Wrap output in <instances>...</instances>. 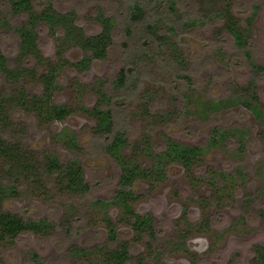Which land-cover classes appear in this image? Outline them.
I'll return each instance as SVG.
<instances>
[{
	"label": "rangeland",
	"instance_id": "374dc122",
	"mask_svg": "<svg viewBox=\"0 0 264 264\" xmlns=\"http://www.w3.org/2000/svg\"><path fill=\"white\" fill-rule=\"evenodd\" d=\"M173 1L174 11L170 9V0L150 1L156 8L147 19L158 15L157 12L163 13L155 19L160 22L158 33L170 35L169 40L160 42L147 32L142 33L148 22L134 25V34L128 37L125 24L132 0H55L60 11H77V22L89 35L101 30L97 20L100 10L114 16L118 21L114 44L107 58L95 60L88 71H80L70 63L83 58L81 47L65 43L59 31L54 34L44 28L40 44L46 61H40L44 67L38 68L39 72L59 62L58 54L62 51L63 59L70 63L60 70L53 98L55 103L73 108V113L52 123H42L24 112L12 113L11 121L17 125L12 134L18 135L23 148L33 152L37 161H43L46 151L63 162L77 157L92 189L83 196L59 193L53 175H49L43 178L41 187L7 200V209L26 217H46L59 226L51 236L25 233L16 244L0 246V264H35L32 251L40 254L44 264H103L100 256L87 260L73 256L71 250H95L97 245H110L105 222L108 215L120 238L130 241L133 257L125 264H254L256 246L264 245V123L241 105L208 113L200 103L213 98L249 97L252 87L248 84L255 79L253 88L264 109V71L258 72L249 65L243 51L235 47L221 16L229 4L241 20L240 27H245L246 19L257 11L245 32L251 35L250 49L256 63L264 66V0ZM173 18H184L191 24L178 35L170 33L169 22ZM25 20L26 17L18 16L15 23L22 25ZM5 30L0 27V51L16 68L22 65L19 37L14 31ZM37 64L35 59L32 65L37 68ZM123 67L132 69L131 78L126 87L120 88L115 79ZM186 75L192 77L191 87L183 77ZM101 86L113 97L110 106L117 128L124 129L134 143L125 151L129 155L144 148L145 137L156 151H162L167 138L205 146L213 127L230 129L226 140L201 156L190 173L196 174V178L180 163H173L168 166L165 180L137 182L140 199L134 208L138 213L153 215L158 231L155 240L141 239L126 220L121 221L120 207L104 209L94 204L96 199L114 196L121 174L119 163L104 151V140L95 134L96 120L81 108L83 104L94 107L100 103L97 89ZM21 88L31 93L36 84L31 77L12 81L0 72V96L15 94ZM66 128L78 137L80 150L71 149L56 136ZM237 128L248 133L243 149L234 134ZM19 131L22 133L17 134ZM140 158L150 165L143 152ZM240 168L245 177L237 174ZM220 171L232 173L234 180L219 176L217 184L212 183L210 177ZM32 182L28 183L30 189ZM232 186L233 197L229 195ZM209 216L212 222L207 228L205 219ZM182 234L187 237V250L179 243Z\"/></svg>",
	"mask_w": 264,
	"mask_h": 264
},
{
	"label": "trees",
	"instance_id": "16d2710c",
	"mask_svg": "<svg viewBox=\"0 0 264 264\" xmlns=\"http://www.w3.org/2000/svg\"><path fill=\"white\" fill-rule=\"evenodd\" d=\"M132 1L128 3L129 19L125 24L128 37L133 36L134 25L148 22L147 30L143 31V34L147 32L148 35L155 37L160 42L169 40V34L159 35L160 22L155 21L157 16L163 13L157 12L158 15L147 19L150 18L151 10H155L156 5L152 6L150 4L151 0ZM170 1H172L170 9L174 11V1ZM158 2L160 3V0ZM256 12L255 10L246 19L247 24L245 27H240L241 20L234 14L229 4L226 5L221 16L226 20V29L232 36L235 47L243 51L249 65L258 72H263L264 66L256 63L250 49L251 35L245 32V30L250 29L251 21L255 18ZM18 16L26 17L22 25L15 23ZM77 20L78 13L75 9L66 12L60 11L55 5V0H0V27L6 28L5 31H14L18 35L19 61H22V65L12 68L6 55L0 51V72L6 74L12 81L28 76L36 84L35 91L31 93L21 88L15 94L10 93L0 96V161L3 162L0 170V246L16 244L25 233L42 236H51L56 233L59 226L56 221L46 217H26L6 208L7 200L27 195L30 191L41 187L40 185L45 176L53 175L59 193L83 196L91 192L92 185L87 181L83 164L77 157L63 162L56 154H50L46 151L43 161H37L33 152H27L23 148V142L18 135L14 134L13 136L12 133L16 131L17 125L11 121L10 116L12 113L24 112L27 115L36 117L42 123H52L63 121L73 113V108L66 104L55 103L53 98L54 92L58 88L60 70L66 63H70L68 60L63 59L62 51L58 54L59 62L49 64L47 68L39 72L38 68L44 67L40 61H46L40 44L41 31L44 28L54 34L59 31L62 33V39L66 40L65 43H69L70 46L77 45L81 47L84 53L83 58L70 64L80 71H88L95 60L107 58L109 49L114 44V31L118 24L114 16L107 15L100 10L97 20L101 25V30L98 33L89 35L84 28L79 26ZM189 24L191 23L184 18L170 19L169 32L178 35L182 29L188 28ZM192 24L197 23L192 22ZM144 41L147 43V40ZM61 48L64 50V47L61 46ZM35 59L38 61L37 68L32 65ZM131 70L128 67H123L120 70L115 79L118 87L127 86L131 78ZM183 77L188 80L191 87L192 77L190 75ZM254 81L255 79H252L248 84V87H252L249 89V97L213 98L206 103L202 101L200 104H202L203 110L208 113L241 105L250 109L264 123V109H262L260 96L254 91ZM97 93L100 96L99 104L94 107H87L83 104L81 108L96 120L95 134L104 140V151L113 156L119 163L121 174L114 196L109 199H96L94 204L100 205L104 209L115 206L120 207L122 209L119 215L121 221L126 220L131 229L141 239L150 237L155 240L158 231L154 218L150 214H139L134 208V203L140 199V195L136 190L137 182L143 180L157 183L165 180L168 176V166L173 163H180L190 174L197 162L201 160L202 155L207 154L211 147L218 145L229 137L230 129L213 127L212 135L205 146L167 138L166 148L162 151H156L151 141L145 137L143 141L144 148L136 149L138 153L129 155L125 151L134 143L129 140L124 129L117 128L115 113L110 106L113 103L112 95L102 86L97 89ZM183 96L190 98L188 93H183ZM186 107L189 109L188 104ZM168 118L171 117L168 116ZM234 134L238 138L240 149H243L246 145L247 130L237 128ZM56 136L65 140L71 149L80 150L78 137L67 128L61 130ZM141 152H143L145 158L151 161L150 165L146 163V160L140 158ZM237 174L246 176V173H242L241 168ZM190 175L194 178L197 177L196 174ZM219 176L222 179L234 180L232 173L220 171L210 177L211 182L217 184L216 180ZM198 179H200L199 176ZM30 181H33L31 183L33 185L32 189H30L31 185L28 184ZM230 189L229 195L233 197V186ZM188 213V208H186V216ZM186 216L185 220L188 219ZM105 222L108 225L110 245H97L95 250L76 247L71 250V254L87 260L92 256L94 260L96 256H100L103 264H125L131 259L133 255L130 241L120 238L116 224L111 221L109 215L105 217ZM211 222L212 217H206L205 224L207 228ZM71 227L67 228L70 229ZM186 238L182 234L179 242L185 250L189 249L185 244ZM31 256L35 264H44L37 251H32ZM254 264H264V245L256 246Z\"/></svg>",
	"mask_w": 264,
	"mask_h": 264
},
{
	"label": "flooded vegetation",
	"instance_id": "af4514ba",
	"mask_svg": "<svg viewBox=\"0 0 264 264\" xmlns=\"http://www.w3.org/2000/svg\"><path fill=\"white\" fill-rule=\"evenodd\" d=\"M139 214H141V213H139ZM145 214H150V213H144V214H142V215H145ZM151 215V214H150ZM152 217H153V215H151Z\"/></svg>",
	"mask_w": 264,
	"mask_h": 264
}]
</instances>
